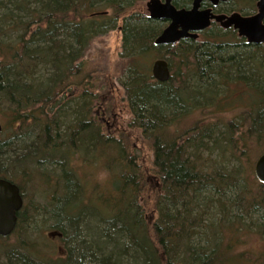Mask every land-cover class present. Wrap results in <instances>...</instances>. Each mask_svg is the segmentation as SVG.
I'll list each match as a JSON object with an SVG mask.
<instances>
[{"label":"trees","instance_id":"16d2710c","mask_svg":"<svg viewBox=\"0 0 264 264\" xmlns=\"http://www.w3.org/2000/svg\"><path fill=\"white\" fill-rule=\"evenodd\" d=\"M136 1L0 0V178L16 183L24 200L14 230L0 236V264H230L239 257L232 239L253 233L264 242V183L248 154L251 147L256 159L264 152V45L212 25L203 41L157 46L165 22L133 9ZM117 21L130 61L121 81L127 125L152 155L149 178L157 187L150 204L141 198L149 186L137 150L122 136L104 135L93 115L97 96L88 90L82 61L90 40ZM10 32L14 39L1 38ZM156 58L168 64L167 81L151 74ZM74 86L84 93L72 98ZM196 107L237 110L226 122L168 131ZM17 143L22 153L5 159ZM78 156L101 161L112 179L92 193L81 183L75 198L73 182L88 180L73 168ZM31 173L45 180L44 189H33L38 198H28L18 183L31 182ZM147 204L155 212L151 224ZM88 207L100 216L83 217ZM38 218L59 241L72 239L69 260L47 250L49 235L29 234ZM92 219L97 225L78 228Z\"/></svg>","mask_w":264,"mask_h":264},{"label":"rangeland","instance_id":"374dc122","mask_svg":"<svg viewBox=\"0 0 264 264\" xmlns=\"http://www.w3.org/2000/svg\"><path fill=\"white\" fill-rule=\"evenodd\" d=\"M25 1L28 4H33L34 2V0ZM147 1L148 0L136 1L133 5V9L141 11L148 15V11L146 9ZM255 1L256 0H253V5ZM245 2V0H232L227 8H229V11L231 12H240L239 10L241 9L244 12L251 13L253 5L248 4L250 1L248 3ZM7 7H11L10 3H7ZM249 9L251 11H248ZM22 19L26 20L27 17ZM5 21V25H10L8 20ZM0 24H2L1 21ZM120 25L121 22L117 21V23L114 24L111 29L103 33H99L94 38H92L89 44L83 49L82 61L84 63L85 74L87 75V81L91 84V87H88V90L92 91V93L96 94L97 96L96 100L92 102V106L94 105L93 115L101 125V131L104 135L122 136L126 139V142L130 147L137 150V154L139 155L138 161L142 166V170L144 171L145 176L148 179L147 184L149 186L143 192H141V198L144 201H147L148 204H150L154 193V188L157 187V183H154L152 178H149V170L152 156L150 148L139 136V133L127 125L129 120V111L127 109L126 101L124 99L125 93L121 87V81L124 77V73L127 70L130 61L128 63L127 58L124 57L125 52L122 48V31ZM165 26L166 24L164 23L162 24L161 28L163 29ZM15 35L13 32H10L9 34L2 33L1 38L6 39L5 36H9L11 37V39H14ZM205 39L206 38L202 35L197 38V40L199 41H203ZM154 60H152L151 66ZM234 92L237 93L236 91ZM83 93L84 91L82 87L74 86L73 91L71 92L72 98H75V96H78L79 94L81 95ZM71 109L72 106L65 107L64 112L67 113ZM236 110L237 108L234 109L229 107H196L195 109L188 111L186 117L180 118V120L176 122L175 126H168V131L172 132L178 128L181 130L185 128H187V130H190L196 125L198 126L202 124H208V122L210 121L226 122L228 119H231L235 116ZM179 114L180 112L176 113L175 116ZM1 117L2 114H0V124L2 126L3 120ZM254 149L255 147H251L248 153L250 158L249 165H253L256 160L255 157L257 153ZM6 151V156L4 158L12 159L14 158V156L20 155L23 150L19 146V143H17L16 145L12 146L10 150ZM96 152L97 150L95 151V153ZM107 153H109L110 156V152L108 151ZM79 154L83 155L84 151L80 149ZM72 165L75 169V172H77L78 174L77 177H83L84 179L85 176L88 178L87 181L81 180L80 182V180L74 178L73 173H70L71 179H76L79 184V187L76 182H73V184L71 185L72 191L70 195L72 197L77 198L81 196V191L83 188L81 183L86 186L87 189L90 187L89 193H92L93 187L101 189L105 187V185H107L110 179H112L110 171L104 169L101 166V161H85L84 158L78 156V158L73 161ZM39 166L41 169L47 168L49 172L54 171L52 167H48V165H46L45 163H41L39 164ZM31 179V182L30 180H27L18 181V183L20 185L23 184V192L25 195L28 196V198H31L30 196H32V198L33 196L35 198H38L37 195H33L34 190L39 189V191H41L42 189H44L45 180L41 178L40 175H38L37 173H31ZM40 196L41 195H39V197ZM91 197L93 198V200H95L96 198L95 194H92ZM40 200L44 201V198H40ZM148 204L145 205V218L147 219V222L151 224V222L155 218V212L153 211V208ZM83 214V217L86 218H90L88 214L100 216V213L96 209L90 207L85 209ZM105 214H109V212L107 211ZM94 221V219L89 220L87 224L82 222L83 224H80L78 228L82 230L83 228H85L84 226L93 227L97 225V223H95ZM80 222L81 221H79L78 223ZM42 225L43 224L40 218L30 221L28 226L29 234L34 237H46L47 235H49L47 237L51 238L53 243L49 245L52 248L49 249L50 247L48 246L47 250L51 251L54 257H60L62 259L69 260V246H73L72 239L70 240V242H63L62 240L59 241V234L56 231H48L47 229H45L46 226L44 227ZM85 229H87V227ZM85 232L86 231H84V234H86ZM79 233L81 234L82 231H80ZM23 235H25V232L23 233ZM241 235L242 236L239 239L231 240L232 244L234 245V250L232 251V253H239V257L231 261L230 264H264V242L253 233H246ZM14 239L15 238L13 236L11 240L13 241ZM6 241L11 242L9 241V239H6Z\"/></svg>","mask_w":264,"mask_h":264},{"label":"water","instance_id":"95a60500","mask_svg":"<svg viewBox=\"0 0 264 264\" xmlns=\"http://www.w3.org/2000/svg\"><path fill=\"white\" fill-rule=\"evenodd\" d=\"M201 1L193 0L191 7L187 9L176 8L172 0H148L146 2L148 16L167 21V25L154 39V44L174 45L184 38L197 39L198 33L208 28L214 20L225 29L232 27L247 43L264 45V0L256 1L257 12L250 16H243L239 12L228 15L214 14L209 8L199 9ZM210 1L217 3L220 0ZM151 74L157 81H167L170 70L166 60L160 58L154 60ZM253 169L258 180L264 183V152L255 160ZM22 206L23 197L17 184L0 178V236H8L14 230L17 212Z\"/></svg>","mask_w":264,"mask_h":264},{"label":"flooded vegetation","instance_id":"af4514ba","mask_svg":"<svg viewBox=\"0 0 264 264\" xmlns=\"http://www.w3.org/2000/svg\"><path fill=\"white\" fill-rule=\"evenodd\" d=\"M192 1L193 0H187V2H188V4H187V7H185V6H183V5H181V4H178V6H176V5H174L176 8H187V9H189L190 7H191V5H192ZM231 1L232 0H225V1H218L217 3H213V2H211L210 0H202L201 2H200V6H199V9H211V11L214 13V14H231V13H233V12H237V11H229V8H227L229 5H230V3H231ZM257 1V0H256ZM256 1L254 2V6L252 7L253 8V10L251 11L250 9L248 10V11H251V13H249V12H244L243 10H239L240 12V14L241 15H243V16H250V15H253L254 13H256L257 12V8H256ZM172 3H173V0H172ZM164 22H165V24L167 25V21H165L164 20ZM264 22V21H263ZM212 25H215V27L216 28H223L218 22H216V21H214V20H212L211 21V23H210V27L212 26ZM223 29H225V28H223ZM228 30H233V31H235L232 27H230V28H228ZM236 32V31H235ZM199 34V36L202 34V32H200V33H198ZM236 34H237V32H236ZM238 35V34H237ZM240 37V36H239ZM241 38H243V37H241ZM243 39H245V38H243ZM246 41V40H245ZM22 195V194H21ZM23 197V196H22ZM24 201V200H23ZM22 208V207H21Z\"/></svg>","mask_w":264,"mask_h":264}]
</instances>
